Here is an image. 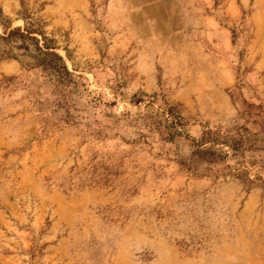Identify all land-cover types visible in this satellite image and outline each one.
Masks as SVG:
<instances>
[{
    "label": "rangeland",
    "instance_id": "obj_1",
    "mask_svg": "<svg viewBox=\"0 0 264 264\" xmlns=\"http://www.w3.org/2000/svg\"><path fill=\"white\" fill-rule=\"evenodd\" d=\"M1 24L34 34L0 38V264H264V181L206 173L162 115L234 133L229 92L264 101V0H0Z\"/></svg>",
    "mask_w": 264,
    "mask_h": 264
},
{
    "label": "trees",
    "instance_id": "obj_2",
    "mask_svg": "<svg viewBox=\"0 0 264 264\" xmlns=\"http://www.w3.org/2000/svg\"><path fill=\"white\" fill-rule=\"evenodd\" d=\"M4 36H0L1 39H6L12 35L18 34L21 38H31L34 34L27 27L20 28L16 27L9 30L8 27L3 26ZM43 41H47L46 37L41 34ZM35 41V49L39 58L36 61L35 67H41L43 70L53 72L62 81L71 82L73 76L67 69L64 59L58 53L56 48L49 46L44 42L40 45L39 41L32 37ZM67 54V52H66ZM232 101L235 103L238 112L243 117V123L238 126L234 133L229 132L221 127H210L207 125H201L202 132L199 137H193L185 133L186 121L183 120L179 115L173 116L171 109H163L162 115L169 120L167 129L170 134L177 137H185L191 141V148L194 149L193 160L194 162L202 161L208 164L206 173H214V166L225 163L227 157L236 159L232 165L225 164L220 170L223 175L232 174L234 176H244L248 182L253 183L255 181H264L261 176L256 175L252 180L249 178V173L252 171L253 160H249L243 157L245 152L253 149V143L249 136L252 133L251 127L262 129L264 127V101L258 95L249 96L239 88L229 92ZM184 165V164H183ZM186 166V164L184 165ZM187 169L191 170L195 176L204 173H198L196 167L187 165Z\"/></svg>",
    "mask_w": 264,
    "mask_h": 264
}]
</instances>
